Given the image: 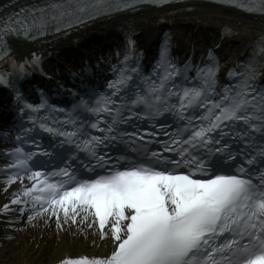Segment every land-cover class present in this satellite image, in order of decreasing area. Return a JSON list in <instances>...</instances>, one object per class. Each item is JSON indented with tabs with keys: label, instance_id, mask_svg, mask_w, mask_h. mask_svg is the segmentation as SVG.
<instances>
[{
	"label": "snow or ice",
	"instance_id": "6c2138e0",
	"mask_svg": "<svg viewBox=\"0 0 264 264\" xmlns=\"http://www.w3.org/2000/svg\"><path fill=\"white\" fill-rule=\"evenodd\" d=\"M141 2L49 0L11 12L0 17V60L27 76L41 58L14 60L10 37L35 40ZM225 2L264 15V0ZM126 27L114 79L103 91L88 84L71 91L70 108L43 94L39 104L27 102L12 73L0 72L18 111L16 146L4 152L11 162L0 172L5 191L19 184L0 213L18 212L33 227L54 220L57 240L92 235L105 249L68 252L55 264H264V35L229 71L234 83L221 86L213 49L200 64H179L167 37L145 75Z\"/></svg>",
	"mask_w": 264,
	"mask_h": 264
},
{
	"label": "bare ground",
	"instance_id": "6f19581e",
	"mask_svg": "<svg viewBox=\"0 0 264 264\" xmlns=\"http://www.w3.org/2000/svg\"><path fill=\"white\" fill-rule=\"evenodd\" d=\"M197 12L202 15L203 19L211 18V15H221L222 17L233 16L232 13L222 11L216 7L203 6L198 7ZM246 18L236 17V21L241 23H249L245 20ZM255 23V22H254ZM241 28V26H239ZM65 241L57 240L55 237L38 238H26L19 243V245H7L0 249V264H31V263H42L44 257V249L42 245L45 243L50 246L49 261H54L68 252L75 251L74 246L80 247L82 241L72 240L65 238ZM86 243V242H85Z\"/></svg>",
	"mask_w": 264,
	"mask_h": 264
}]
</instances>
